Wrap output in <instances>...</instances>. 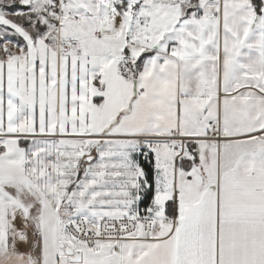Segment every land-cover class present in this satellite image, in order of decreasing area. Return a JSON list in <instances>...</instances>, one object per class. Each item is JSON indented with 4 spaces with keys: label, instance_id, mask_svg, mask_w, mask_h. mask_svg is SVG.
<instances>
[{
    "label": "snow or ice",
    "instance_id": "obj_1",
    "mask_svg": "<svg viewBox=\"0 0 264 264\" xmlns=\"http://www.w3.org/2000/svg\"><path fill=\"white\" fill-rule=\"evenodd\" d=\"M0 264H264V0H0Z\"/></svg>",
    "mask_w": 264,
    "mask_h": 264
}]
</instances>
